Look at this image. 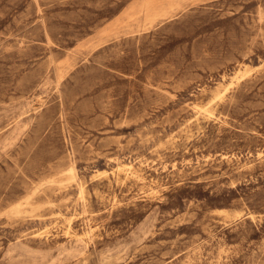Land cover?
Instances as JSON below:
<instances>
[{
	"label": "rangeland",
	"instance_id": "rangeland-1",
	"mask_svg": "<svg viewBox=\"0 0 264 264\" xmlns=\"http://www.w3.org/2000/svg\"><path fill=\"white\" fill-rule=\"evenodd\" d=\"M146 1L0 0V264H264V0Z\"/></svg>",
	"mask_w": 264,
	"mask_h": 264
},
{
	"label": "bare ground",
	"instance_id": "bare-ground-1",
	"mask_svg": "<svg viewBox=\"0 0 264 264\" xmlns=\"http://www.w3.org/2000/svg\"><path fill=\"white\" fill-rule=\"evenodd\" d=\"M159 4V0H148L146 1V3L144 4V8L146 9V15L147 16H150L151 18L158 15L160 12L157 10V6ZM167 11V10H165ZM133 165L132 164H129V163H123V164H120L119 165V170L121 171H126V170H130V172H132V174L134 176H137V177H140V178H143L141 176V174H139L136 170L133 169L132 167ZM81 193H83V187L81 186ZM153 193V192H152ZM157 193V192H155ZM151 194V193H150ZM86 199V198H85ZM225 212V211H224ZM68 219V218H67ZM73 219V216L71 218V221ZM70 226V225H69ZM91 226V225H90ZM68 231V230H67ZM88 231V230H87ZM95 231V230H94ZM93 233V231H92ZM68 234V233H67ZM83 234V233H82ZM71 235V234H70ZM78 235V234H76ZM81 236V235H79ZM84 236V235H83ZM83 238H81L80 240H82Z\"/></svg>",
	"mask_w": 264,
	"mask_h": 264
}]
</instances>
